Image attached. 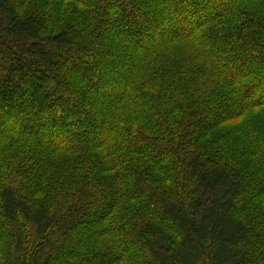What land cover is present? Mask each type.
Listing matches in <instances>:
<instances>
[{"label":"trees","instance_id":"trees-1","mask_svg":"<svg viewBox=\"0 0 264 264\" xmlns=\"http://www.w3.org/2000/svg\"><path fill=\"white\" fill-rule=\"evenodd\" d=\"M133 262L264 264V0H0V264Z\"/></svg>","mask_w":264,"mask_h":264},{"label":"rangeland","instance_id":"rangeland-1","mask_svg":"<svg viewBox=\"0 0 264 264\" xmlns=\"http://www.w3.org/2000/svg\"><path fill=\"white\" fill-rule=\"evenodd\" d=\"M249 115V114H248ZM248 115H246V116H248ZM131 264V263H130ZM132 264H135L134 262L132 263Z\"/></svg>","mask_w":264,"mask_h":264}]
</instances>
